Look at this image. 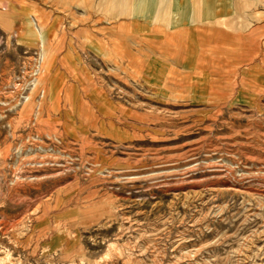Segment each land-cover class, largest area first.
Segmentation results:
<instances>
[{
	"label": "rangeland",
	"instance_id": "rangeland-1",
	"mask_svg": "<svg viewBox=\"0 0 264 264\" xmlns=\"http://www.w3.org/2000/svg\"><path fill=\"white\" fill-rule=\"evenodd\" d=\"M263 42L264 0H0V264H264Z\"/></svg>",
	"mask_w": 264,
	"mask_h": 264
},
{
	"label": "crops",
	"instance_id": "crops-1",
	"mask_svg": "<svg viewBox=\"0 0 264 264\" xmlns=\"http://www.w3.org/2000/svg\"><path fill=\"white\" fill-rule=\"evenodd\" d=\"M203 23H206V25L207 26H211L212 24H215V20H208V21H203ZM211 24V25H210ZM214 28V27H213ZM213 28H210V29H213ZM225 32V31H224ZM224 32H223V29H216V28H214V37H218L219 39H221L222 41H225L226 40V42H224V43H226V44H231V39L229 40V35H225L224 34ZM246 43H244L241 47H245L246 45H245ZM262 47H263V50H264V42H263V44H262ZM238 48H240V47H236L235 49L238 51V52H240V51H243L241 54H245L244 56H246L248 53H246L245 51V49L243 48V49H238ZM250 49H251V47H250ZM220 52H222V51H220ZM214 55V54H213ZM263 55H264V52H263ZM228 57V56H227ZM228 59V58H227ZM239 60H241V59H239ZM247 60H250V59H247ZM131 64H133V62L132 61H129ZM130 63H128L129 65H131ZM247 66V65H246ZM245 66V68H242L240 71H241V74H240V76L241 77H245L246 76V74H248V73H246V71L245 70H247L248 68ZM136 67L137 66H135V65H133V68H134V70H136ZM240 69V68H239ZM250 77H251V75H249ZM260 76H261V78H264V73H261L260 74Z\"/></svg>",
	"mask_w": 264,
	"mask_h": 264
},
{
	"label": "bare ground",
	"instance_id": "bare-ground-1",
	"mask_svg": "<svg viewBox=\"0 0 264 264\" xmlns=\"http://www.w3.org/2000/svg\"><path fill=\"white\" fill-rule=\"evenodd\" d=\"M260 54H261V53H260ZM64 155H65V154H64ZM38 158H39V157H38ZM38 158H37V159H38ZM44 158H45V157H44ZM47 158H48V157H47ZM37 159H35V160H37ZM59 159H60V158H59ZM62 159H63V158H62ZM28 160L31 161V159H28ZM45 160H46V159H45ZM45 160H44V161H45ZM50 160H51V158H50ZM32 161H34V159H33ZM38 161H40V160H38ZM48 161H49V158H48ZM53 161H54V158H53ZM57 161H58V160H57ZM27 162H28V161H27ZM41 162H42V161H41ZM45 162H47V161H45ZM45 162H44V163H45ZM31 163H32V162H31ZM33 164H34V163H33ZM34 165H36V163H35ZM41 165H42V163H41ZM41 165H39V166H41ZM53 165H54V164H53ZM39 166H38V167H39ZM45 166H47V165L45 164ZM58 166H59V165H58ZM61 166H62V165H61ZM35 167H36V166H35ZM35 167H34V168H35ZM42 167H43V166H42ZM30 168H31V167H30ZM30 168H29L28 170H30ZM51 168H52V166H51ZM56 168H57V166H56ZM38 169H39V168H38ZM40 169H41V167H40ZM32 170H33V168H32ZM35 171H36V170H35ZM35 171H33V172H35ZM52 173H53V172H52Z\"/></svg>",
	"mask_w": 264,
	"mask_h": 264
}]
</instances>
